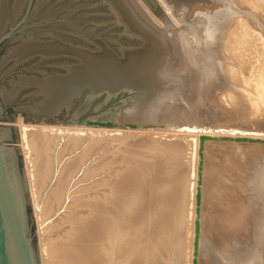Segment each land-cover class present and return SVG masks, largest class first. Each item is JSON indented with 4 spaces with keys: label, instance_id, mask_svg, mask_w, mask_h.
<instances>
[{
    "label": "bare ground",
    "instance_id": "obj_1",
    "mask_svg": "<svg viewBox=\"0 0 264 264\" xmlns=\"http://www.w3.org/2000/svg\"><path fill=\"white\" fill-rule=\"evenodd\" d=\"M209 1H212V0H209ZM230 2L235 4L236 5L235 7H239L240 9H245L246 12H248L246 16L247 18H245L243 15H240L239 14L240 11L238 12V14H236L237 12L235 13L234 8L232 10V8L227 7L222 10L221 9L222 6L225 5V4L224 5L222 4V6H220L221 8L218 7L220 9V11H218L219 9H217L218 12H215L214 9H213L214 12L210 11V13L209 11L208 13L207 11H204V14L202 15L203 16L205 15L204 18L208 20L207 22L208 24L206 23L207 25L206 24L203 25L204 29H201L202 26L200 27V29L197 28L199 27L198 23L197 24L194 23L198 26L197 27L195 26L192 28V26L194 25L192 24L190 25L191 26L189 28L190 30H188L189 25L187 23V26L186 25L185 26L187 27L186 30H188V34H186L184 38H187V37L188 38L185 39L184 41L182 40L179 41L177 38L178 41L175 40V43L177 45L178 43L179 44L183 43L182 45L184 47V51H181L182 50L181 47H180L181 50H179L178 48L179 52L180 51L184 52L182 54H179L178 52V54L182 56V59L184 61L182 62L184 63L183 65H186V64L194 65L196 63L204 64L201 66L199 70L195 71L196 74L206 73L205 75H207L209 79L210 78L211 79L223 78L222 75H217V76L214 75L219 70L220 71L224 70L225 73L227 74V78L225 77L227 80L223 78L225 81H227V83L225 84L222 82L225 85H223L222 83L217 84V82H219L218 79H217L218 81L214 80V84H217L220 86L221 84L223 85L218 88L217 87L215 88V86L213 87V89L215 88V90H213V93H218L217 94L218 99L216 98L217 101H214L216 102V104H214V107H213V108L215 107L218 108L217 110H215L216 112L214 111L215 115L216 114L218 116L221 115V113L223 112L220 110L222 109L221 106L229 103L231 104V106H234L233 113L231 114L244 112L243 115L245 119L251 120L253 117L250 119V116L251 115L253 116L252 113L254 111H257V112L261 111L263 113L262 115H264V0H230ZM230 2H228V4ZM171 7L172 8H170V10L173 11L172 10L173 6ZM202 15L200 14V16ZM175 18H176V15H175ZM197 19L196 21L198 22ZM175 28H178V27L175 26ZM175 28H173L172 31L175 34L176 33L179 34L180 36L181 32L180 33L175 32L174 31L176 30ZM165 30L167 29L165 28ZM165 30L164 32H166ZM184 32L185 31H183V33ZM182 35H181V39H183ZM207 60L208 62L210 60H213L214 62L208 63ZM179 61L180 60H178V62ZM176 65H181V64L178 63ZM181 67L179 66L180 72H183V70L186 67L184 69L182 67L183 69L182 71H181ZM187 69H189V67H187ZM194 69L190 68V70H188L187 72H183L181 74H179L178 72V75L182 76L181 78H184L186 81V77H188L190 75L189 73L191 72V70L194 71ZM224 71H222V73ZM195 73H193L194 76L196 75ZM217 74H221V73L219 72ZM194 76L192 80L195 79ZM188 78H191V77L189 76ZM185 81L183 82L185 83ZM186 83L187 84H184V85H186L185 87H188L187 86L188 79ZM197 84H198V81H197ZM211 84H213V82ZM190 86H194V84L190 85L189 83V88H188L189 91H190V88H193ZM208 86L209 84L207 86L205 85L204 87H208ZM195 92H194V95H195ZM189 96L192 99L193 96L191 95ZM195 96L198 97V95H195ZM209 96L210 94L207 96L208 99H209ZM181 99L182 98H180V100ZM183 99H184V96H183ZM186 99L190 100L188 98ZM177 100H175L173 103L171 99V102L173 103V105L177 103L176 102ZM190 101H187V102L193 103V101L191 102ZM211 104H212L211 106H213V101ZM169 105L171 104L169 103ZM251 105L253 106V110L249 111L248 107ZM192 106L194 105L192 104ZM185 108L183 109L186 110ZM224 108L223 109L226 110L228 114L232 112L230 111L231 109H229L228 106ZM183 109L181 108L182 111H184ZM188 111H191V109ZM185 112L184 114H186ZM173 114L171 115V112H170V115L172 117L175 116ZM180 114H182V112H180ZM197 115H199V113H197ZM165 116L167 115L165 114ZM163 117L164 116H162L161 118L163 119ZM178 117H176V119L180 118ZM176 119L175 121H177ZM219 119L221 118L219 117L216 120H214L215 123L212 122L213 123V124L211 123L212 125H209L205 122L201 123L204 119L203 120L201 119V121H199L198 123L193 122V120L192 122L191 120L190 122L187 120L186 122H189L187 126H190V127L194 126L196 128H201L202 126L204 127V125L209 126V128H206L204 133L201 135L198 132L192 133V132L187 131L186 129H182V128L174 129L172 127H163V128L132 127V128H129V127H119V126L25 122L22 117H19L17 121V125L21 130L19 141L21 142L20 146L22 149V153H23L24 161H25V167H26V172L24 173H26L27 176L26 177L24 176L25 183H23V178L22 179L19 178L18 172H17L18 168H16V153L17 152H15L14 149L12 148H8L9 149L8 153L11 155V158H12V162H11L12 169H11L9 176H10L11 187H13L12 190H13L15 205L17 206L16 209H17L18 217L22 225V231H23V235L25 238V243L27 246L30 263L39 264L38 261L40 260V264H117L119 258L120 259L123 258V261H125L124 258H127V260L123 264H149L150 259H151V257H149L150 254H154V255L156 254L159 258L157 257L158 259H155L156 260L155 264H180L179 260L181 259V256H182V253H181L182 245H179V243L185 241L184 240L185 236L189 233L192 227L194 228V231H197V226H198L197 222L199 221V233L200 234H199V248H198L197 257H199L200 261L196 264H201V257L204 258V256H201L202 251L204 250L203 246H204L205 239L207 238V236L204 234L205 229L203 230V228H205L204 227V221H205L204 212L206 211V209L204 211V206L205 208H207V206L205 205L206 196L208 194H212V192H210V189H209V192H207L206 190L207 186L212 183V180L216 181L215 183H217L218 181H221V179L223 178H224L223 179L224 182L221 181L220 183L223 182L224 185H226L228 184V182L230 181L229 179L231 178V177L227 178L226 174L225 175L222 174L224 175V177L222 175H221L222 177L220 175L218 177V174L221 173L218 170L219 173L215 174L217 176L214 177L212 175L214 177L212 180L207 179L208 177L207 174H209L210 172L208 166L209 164L211 165L213 161H215L213 160L212 163H210L211 159L210 160L208 159V158H212L211 154L209 155V153L211 152V149L209 151L210 147L208 148V146L212 144L213 146L211 147L213 151L214 150L220 151V148L229 149L232 147L228 148V146H233V147H236L238 151L244 148L245 150H248V151H252V152L256 151L258 153H261V156L264 155V130L263 129H259L254 126H253L254 128H250L249 125L248 127H246L247 125L243 126V124H241L242 126L234 125V124L232 125L231 123L227 124L229 121L223 122L224 121L223 119L222 120H219ZM180 121H182V119ZM259 121L260 123H262L264 121V116L262 117V119H259ZM167 122H174V119H172V121L170 119V121H167ZM241 122L243 121L241 120ZM233 123H236V122H233ZM3 130H5L3 132V139L5 138L7 140L8 138H10L12 130L10 129V127H6ZM93 133L98 134L101 137L111 136L114 138L117 137V139L119 138L121 140L120 147L118 148V150H120V154H117V155H121L120 159L124 165V169H122V171H119L118 174L115 176V178H112V180L109 183L110 191L108 192V194H105L103 197L98 196V195H93L90 193V191L88 193L87 191L90 189L89 186H84L83 188H80L81 191H79V193L75 195V192H74L75 188L72 186L73 179L71 180V178L74 176L75 172L77 171L76 167L79 166L84 155L83 156L80 155L78 158H74V159L71 158L66 162L62 160L63 159L62 156L64 154L63 149L59 152L60 153L59 156L56 155V151H58L57 150L58 146H60V143H59L60 140L58 139L59 140L58 141L55 138L56 136L57 138L59 137L62 140L65 137V134H68L69 136L68 138L74 139L77 145L78 141L81 140V137L83 135H86V134L92 135ZM203 135H209L210 138L206 139L204 142V145L202 146L201 137ZM162 136H171V137L174 136L176 138H180V140L176 141L175 148L169 149L167 145L162 142ZM238 139H246V140H238ZM99 140H101V138H99ZM225 142L227 143L226 145H225ZM191 149L194 150V156L192 157L189 154ZM231 150L233 151L234 149H230V151ZM227 151L226 153H224L225 155L224 160L223 161L221 160L223 163V166L221 169L222 173H223V168H226L232 172L231 175L238 176L237 174H239L243 170H246L247 167L244 166L246 163L245 164L239 163L240 162L238 159L239 157L235 158V156L233 157L232 152L228 153ZM237 152H236V156L239 155V154L237 155ZM243 152L244 151H242V153ZM219 160L215 161L216 165H217V161ZM60 161H62L61 171H59L58 169V164H60ZM222 163L220 162L219 166L220 164L222 165ZM211 171H212V168H211ZM214 171H212V173H214ZM87 174L88 172L85 173V175ZM209 178H211V176ZM53 180L56 182L54 183ZM235 181H237V179ZM68 182L69 184L67 185ZM238 183L239 182H237L236 186L240 187L241 185H238ZM262 186L264 188V183L260 185V187ZM241 187H243V185ZM213 188H215L213 189L215 193H218L216 192V190L219 189V186H217L216 184V186L214 185ZM26 189L29 192L30 196L27 195ZM225 190H227V188ZM228 191H231V190H228ZM147 192H148V195L150 196V199H152L151 202L153 203V205L151 207L153 208H152V211L149 210V212H146L148 213L146 215L145 214L144 215L135 214L137 218L142 222L143 228L146 229L144 232L140 233V230H141L140 227H138L134 223L135 217L132 219L133 221L132 224H130L131 222H129L128 224L124 222L122 223L121 219H123V217L120 216L121 215L120 212L122 213V216L123 215L132 216L135 212L134 210L139 207V204H141L139 202L141 196ZM226 192L227 191H225V193ZM259 193L261 195L262 193L261 190ZM221 194H222V190H221ZM231 194L232 193L228 195H231ZM222 195H219V196L221 197ZM228 195L226 197H230ZM28 196L30 197V199L28 198ZM199 196H200V199H199ZM226 197L224 196L225 199H227ZM262 197L259 198L258 201L261 203V206H262L261 207L262 210L260 211V214L263 218L262 221H264V198ZM73 198L74 200H72ZM212 198L213 197L209 199H212ZM224 198H222V200ZM229 199H231L232 201L234 198L232 199L230 197ZM71 200H72V203L70 204ZM214 200L215 199L211 201H214ZM231 201L227 200V204H224V205L225 206L228 205L229 208L235 209V212L237 211V214L241 210L243 213L242 212L239 213V215H237V218L239 217L241 218V216L244 213L246 212L248 213L250 209L251 210L253 209V208H250L251 206L249 204H246V206L249 205L250 207L248 206L246 207V209L243 210L244 206L241 204L244 200L241 201V203L238 202V205L236 204L234 207H232L234 203L232 204ZM235 201L233 200V202ZM207 202H210V201H208L207 199ZM254 202L255 201H253V203ZM28 203L33 208V214H34L33 216L35 217V220H36L34 223H36V226H37L36 227L37 237H38V242L40 245L39 253H38V250L36 251V249L33 247L32 239L30 238L32 231L29 226V224L31 223H29L30 214L28 213ZM55 205H57L56 211L54 209ZM68 209L72 212L66 213ZM61 211L65 212L66 214L64 213L65 215L62 216ZM212 212H213V209H212ZM211 213L210 214L208 213V214L211 215ZM58 214L61 219L58 222H53L54 216ZM206 216L208 217V215ZM228 217L231 219L232 215L230 214ZM188 221L191 222L192 224L190 225V230H189V227L187 226L185 228L184 227L181 228L184 224L188 223ZM240 221L237 219L235 221V224L239 225ZM218 222L221 223L222 221L221 222L218 221ZM213 223H216V222L213 221ZM206 225L208 226V224H205V226ZM262 226L264 227V222H262L261 227ZM120 228H123V230H121ZM221 229L224 230V228H221ZM28 231L30 233L29 235L27 234ZM220 232L221 231L219 230V233ZM222 234H225V233H222ZM261 234L263 235V237L261 235L262 240H264V230L262 231ZM158 235L169 236V240H163L157 237ZM251 235L252 234H250L249 236ZM167 241H170L169 245L168 247H166V249H164L163 245ZM231 241H229V243L234 242V241L233 242ZM35 244L37 243H34V245ZM193 247H195V245ZM157 250L159 251V253L156 252ZM117 251L121 253L120 255L121 257L117 256L116 254ZM219 254L221 256V252ZM206 258L209 259L210 257H206ZM224 258H226V256ZM176 260H178L179 262L176 263L175 262ZM247 261L248 262L246 264H253L256 261V259H250ZM122 262L119 261V264ZM208 262L209 261H207V264ZM211 262H213V260Z\"/></svg>",
    "mask_w": 264,
    "mask_h": 264
},
{
    "label": "water",
    "instance_id": "obj_2",
    "mask_svg": "<svg viewBox=\"0 0 264 264\" xmlns=\"http://www.w3.org/2000/svg\"><path fill=\"white\" fill-rule=\"evenodd\" d=\"M144 1L175 27L157 0ZM176 56L139 0H0V120L198 132L158 120L186 94L171 73ZM3 150L0 142V264H31Z\"/></svg>",
    "mask_w": 264,
    "mask_h": 264
},
{
    "label": "rangeland",
    "instance_id": "obj_3",
    "mask_svg": "<svg viewBox=\"0 0 264 264\" xmlns=\"http://www.w3.org/2000/svg\"><path fill=\"white\" fill-rule=\"evenodd\" d=\"M158 1V3L161 5V7H162V9L164 10V12H165V14L168 16V18L170 19V21L173 23V25L174 26H176V27H178V28H175V27H173V26H167L166 25V22L158 15L157 16V14L150 8V6L146 3V1H144V0H139V3H140V5L146 10V12H147V14L149 15V17L152 19V20H154V22L155 23H157L160 27H161V29L163 30H165V28L167 29V30H165L166 32H164V30H163V32L168 36V38H170L171 40H172V43L174 44L175 43V40L176 41H180V40H182V41H184L185 39H187V38H184V36L186 35V34H188V30H190L189 28L191 27L190 25H192V24H194V23H198V25H199V27H197L198 25H196V24H194L193 26H192V28L193 27H197V28H199L200 29V27H201V29H204V27H203V25H205L207 22H208V20L206 19V18H204V16L202 15V14H204V11H207V13H208V11H209V13H210V11L211 12H214V10H215V12H218V11H220V9L219 8H221L220 6H222V4L225 6H222V10L223 9H225V8H232V10H233V8H234V10H235V13L236 14H238V12L240 11V15H243L245 18H247L246 16H247V14H248V12H246V10L245 9H240L239 7H235L236 5L235 4H233L232 2H230V0H212V1H209V0H206V1H196V2H194V3H191V4H188V5H186V6H183V7H180V8H178V7H176L170 0H157ZM164 1H165V3H164ZM164 4H163V3ZM222 2V3H221ZM228 2H230L229 4H228ZM216 3V4H215ZM218 3H219V5H218ZM221 4V5H220ZM230 4H231V6H230ZM216 5H217V7H216ZM232 5H233V7H232ZM171 6H173V11H171L170 10V8H172ZM200 6H202V7H200ZM212 6H214V7H212ZM230 6V7H229ZM198 7V8H197ZM212 7V8H211ZM219 7V8H218ZM203 8V9H202ZM236 8H237V10H236ZM239 8V9H238ZM210 9V10H209ZM214 9V10H213ZM217 9H219L218 11H217ZM176 12H175V11ZM187 10V11H186ZM184 11H185V13H184ZM243 11V12H242ZM245 11V12H244ZM198 12V13H197ZM203 12V13H202ZM168 13H170V14H168ZM177 13V14H176ZM197 13V14H196ZM172 14H173V16H172ZM192 14V15H191ZM200 14L203 16H200ZM245 14V15H244ZM175 15H176V18H175ZM180 16V17H179ZM185 16V17H184ZM196 16V17H195ZM198 16H200V17H198ZM191 17V18H190ZM197 17H198V19H197ZM173 18H175V19H173ZM203 18V19H202ZM184 19V20H183ZM196 19L198 20V22L196 21ZM207 21H206V20ZM187 20V21H186ZM191 20V21H190ZM203 21V22H202ZM206 21V22H205ZM176 22V23H175ZM181 22H183V23H181ZM186 22V23H185ZM205 22V23H204ZM187 23H188V30H186L187 29ZM199 23H201V24H199ZM203 23V24H202ZM208 24V23H207ZM206 24V25H207ZM186 25V26H185ZM180 27V28H179ZM182 27V28H181ZM184 27V28H183ZM186 27V28H185ZM173 28H175L176 30H174L175 32H178V33H180V36H179V34H175L172 30H173ZM180 29V30H179ZM184 29V30H183ZM170 32H169V31ZM179 30V31H178ZM183 31H185L184 33H183ZM173 32V33H172ZM168 33H170V34H168ZM172 34H174V35H172ZM169 35H171V36H169ZM181 35H182V38L183 39H181ZM180 38H179V37ZM173 37V38H172ZM174 38H176V39H174ZM177 38H178V40H177ZM189 40V39H188ZM183 43H181V44H179L178 43V45L175 43V46H176V49H177V54H178V52H179V50H181L180 49V47L182 48V50L181 51H184V47H183V45H182ZM181 45V46H180ZM179 46V47H178ZM178 48H179V50H178ZM202 48V47H201ZM179 52V54H182V53H184V52ZM177 55L176 56V60H175V62H174V64H173V66H172V68H171V73L173 72L174 74H176V75H178V72H179V74H181V73H183V72H187L188 70H190V68H192V69H194V71L193 70H191V72L188 74L191 78H188V77H186V81H185V79L183 78L182 80L183 81H185V83L184 84H187L186 82H187V79H188V87H185L186 88V92H187V94L186 95H183L184 96V99H183V96L181 97V96H179V98L178 97H175V98H173L172 99V102L174 103V101L175 100H177L176 102V104L175 105H173V103L171 102V99H170V101H169V103L171 104V105H169V103L167 102V104H166V107H165V109H164V112L165 113H163L162 114V116H164L163 117V119L160 117L158 120L159 121H161V122H167V121H170V119H171V121H172V119H174V121H175V119H176V117H180L181 119H182V121L183 122H185V121H189L190 122V120H191V122H192V120H193V122H195V123H198L199 121H201V119L203 120L201 123H203V122H205V123H207V124H209V125H212L213 123H215V121L214 120H216L217 118H221V119H219V120H224L223 122H227V121H229L227 124H234V125H241V124H243V126H245V125H247L246 127H248V125H249V127L250 128H254V127H256V128H259V129H263L264 130V121L262 122V123H260V121H259V119H262V117L264 116V115H262L263 113L261 112V111H259V112H257V111H254L252 114H253V116L251 115L250 116V119L253 117V118H255V119H251V120H246L245 119V117H244V112L243 113H234V114H231V113H233V110H234V106H231V104H229V103H227L226 105L224 104V105H222L221 106V108L222 109H220V107H219V109L221 110V111H223L222 113H221V115H215V110H217L218 108L217 107H215V108H213L214 107V104H216V102H214V101H217V94L218 93H213V90H215V88L217 87H221V86H223V85H225L226 83H227V81H225V80H227L226 78H227V74L225 73V71L224 70H222V71H224L223 73H222V71H218V70H216V71H218L217 73H221V74H217L216 72V74H214L215 76H217V75H222L223 76V78L225 79H223V78H216V79H209L208 78V76L207 75H205L204 73H201V74H196L195 73V71H197V70H199L200 68H201V66L202 65H204V64H201V63H196V64H186V65H183L184 63H182V62H184L183 61V59H182V56L181 55ZM180 56V57H179ZM180 59H179V58ZM178 58V59H177ZM178 60H180L179 62H178ZM178 63H180L181 65H176V64H178ZM207 62H208V60H207ZM212 63V62H214L213 60H210L208 63ZM176 63V64H175ZM200 65V66H199ZM179 66L181 67H183V69H182V67H181V71L183 70V72H180V68H179ZM193 66V67H192ZM198 66V67H197ZM174 67V68H173ZM187 67H189V69H187ZM174 70V71H173ZM176 70V71H175ZM179 70V71H178ZM193 73H195L196 75V77L193 75ZM204 74V75H203ZM199 75H201V76H199ZM203 75V76H202ZM193 76H194V78L196 79V81H195V79L194 80H192V78H193ZM200 78H199V77ZM205 76V77H204ZM221 76V77H222ZM180 77H182V76H180ZM202 77V78H201ZM226 77V78H225ZM203 79V80H202ZM207 79V80H206ZM219 80V82H217V84H219V83H225V84H221V86L220 85H217V84H214V80H216V81H218ZM200 80H202V81H200ZM193 81V82H192ZM197 81H198V84H197ZM208 81V82H207ZM209 81H211V82H209ZM196 84H195V83ZM203 82V83H202ZM213 82V84H211ZM189 83H190V85L192 84H194V86H196V87H194V86H190V87H193V88H190V91H189ZM203 84V85H201V84ZM206 83V84H205ZM216 83V82H215ZM209 84V86L208 87H204L205 85L207 86ZM186 86V85H185ZM198 86V87H197ZM215 86V88L213 89V87ZM201 87H203V88H201ZM195 88V89H194ZM199 90H198V89ZM208 88H209V90H208ZM192 89V90H191ZM196 89H197V91H196ZM203 89H205V90H203ZM211 89V90H210ZM195 92V95H198V97L197 96H195L194 95V92ZM205 91V92H204ZM208 91V92H207ZM211 91V92H210ZM190 92V93H189ZM191 92H192V94H191ZM209 93L210 94V96H209V99H210V101H209V99H208V95L209 94H207V93ZM197 93V94H196ZM199 93V94H198ZM212 93H213V95H212ZM236 94V93H235ZM189 95H191V96H193L192 97V99H191V97L189 96ZM207 95V96H206ZM187 96V97H186ZM189 96V97H188ZM214 98V99H212V98ZM180 98H182L181 100H183V101H181L180 100ZM186 98H188V99H190L191 101H193V103L190 101V100H187ZM217 98V99H216ZM175 99V100H174ZM187 101H190L191 103H189V102H187ZM212 101H213V106H211L212 104ZM210 102V103H209ZM186 105H184V104ZM187 103H188V105H187ZM198 103V104H197ZM206 105H205V104ZM190 104H191V106H190ZM192 104L194 105V106H192ZM203 105V106H202ZM207 105H208V107H207ZM169 106V107H168ZM173 106V107H172ZM182 106V107H181ZM184 106V107H183ZM206 106V107H205ZM215 106H217V105H215ZM228 106V108L229 109H231L230 111H232V112H230L229 114L226 112V110H224L225 108L224 107H227ZM176 107V108H175ZM186 107V108H185ZM192 107V108H191ZM203 107V108H202ZM231 107H233V108H231ZM172 108V109H171ZM181 108L183 109V108H185L186 110H184V111H182L181 110ZM224 108V109H223ZM190 110L191 109V111H188V110ZM194 109V110H193ZM213 109V110H212ZM169 111V113H168V111ZM193 110V111H192ZM210 110V111H209ZM247 110V109H246ZM248 110L249 111H252L253 110V106L251 105V106H249L248 107ZM176 111V112H175ZM182 112V114H180V112ZM186 111V112H185ZM189 113H188V112ZM194 111H195V113L197 112V113H199V115H197V113H196V115H195V113H194ZM215 111V112H214ZM229 111V110H228ZM170 112H171V115L173 114V115H175V116H171L170 115ZM173 112V113H172ZM184 112L186 113V114H184ZM192 113V114H191ZM165 114L169 117H167V116H165ZM258 114H260V115H258ZM170 115V116H169ZM182 115V116H181ZM185 115V116H184ZM193 117H192V116ZM201 115V116H200ZM239 115V116H238ZM187 116V117H186ZM200 116V117H199ZM213 116V117H212ZM215 116V117H214ZM223 116H225V117H223ZM234 116V117H233ZM238 116V117H237ZM19 117H22L23 119H24V115H22L21 114V116L20 115H17V121H18V119H19ZM171 117V118H170ZM178 117V118H179ZM185 117V118H184ZM223 117V118H222ZM231 117H232V119H231ZM240 117V118H239ZM166 118H168V119H166ZM176 119L177 121H180L181 119ZM192 118V119H191ZM185 119V120H184ZM243 121V122H241V120ZM197 120V121H196ZM233 120V121H232ZM235 120V121H234ZM245 120V121H244ZM252 120H254V121H252ZM182 121H180V122H182ZM210 121V122H209ZM232 121V122H231ZM238 121V122H237ZM259 121V122H258ZM209 122V123H208ZM213 122V123H212ZM233 122H236V123H233ZM240 122V123H239ZM7 123V124H6ZM14 123V124H13ZM212 123V124H211ZM253 123V124H252ZM9 124V125H8ZM251 124V125H250ZM262 125V126H260V125ZM16 125V126H15ZM242 126V125H241ZM254 126V127H253ZM6 127H10V129L12 130L11 131V136H10V138H8L7 140L4 138L3 139V132L5 131V130H3V129H5ZM260 127H262V128H260ZM0 142H1V146H2V149H4L2 152H3V157H4V160H5V162H6V165H7V168H8V172H9V175H10V172H11V169H12V165H11V162H12V158H11V155L8 153V148H12V149H14V151L15 152H17L16 153V168H18L17 169V172H18V176H19V178H23V183H25L24 181H25V177L27 176V174L26 173H24V172H26V167H25V161H24V156H23V153H22V149H21V146H20V141H19V137H20V128L18 127V125H17V122L16 121H3V120H0ZM17 128V129H16ZM206 128H209V126H206V125H204V127L202 126L200 129H199V131H198V133L199 134H203L204 133V131L206 130ZM69 136H68V134H65V137L61 140V138H57V136L55 137L58 141H59V143H60V146H58V151H56V155H60V151L63 149L64 150V154H63V161L64 162H66V161H68L69 159H74V158H78L80 155H84L83 156V158H82V161L80 162V164H79V166L78 167H76V172H75V174H74V176L71 178V180L73 181L72 183H73V187L75 188V190H74V192H75V195H77L78 193H79V191H81L80 190V188H83L84 186H89L90 187V189L87 191L88 193H89V191H90V193L91 194H93V195H98V196H104L105 194H108V192L110 191L109 190V183H110V181L112 180V178H115V176L118 174V172L119 171H122V169H124V165H123V163L121 162V159H120V157H121V155H117V154H120V150H118V148L120 147V144H121V140L118 138L117 139V137L116 138H114V137H111V136H105V137H101L100 135H98V134H95V133H93L92 135H88V134H86V135H83L82 137H81V140H79L78 141V144L76 145V142H75V140L74 139H69L68 138ZM99 138H101V140H99ZM178 140H180V138H176V137H171V136H162V142L164 143V144H166L167 145V147L170 149H173V148H175L176 147V145H175V143H176V141H178ZM220 142V141H219ZM222 142V141H221ZM227 143L225 142V145H226ZM201 145L203 146L204 144H202V142H201ZM211 146H213L212 144H210L209 146H208V148H209V151H210V149H211V152L209 153V155L211 154V156H212V158H214V159H212V158H208V157H210V156H208L207 158L210 160V163H212V161L213 160H219L221 163H222V161L224 160V153H226V151L227 150H229V151H227L228 153L229 152H232L233 153V157L235 156V158L236 157H239L238 159H239V163H242V164H245L244 166H246L247 168H246V170H243L242 172H240L239 174H237L238 176H235V175H231V171L230 170H228V169H226V168H223V173H222V166H223V163H222V165L220 164V166H219V161H217V165H216V162L215 161H213V165L211 164H209V170H210V172H209V174H207L208 175V177H207V179L208 180H212L215 176H217V175H215V174H218L219 172H218V170L221 172V173H219L218 174V177H219V175L221 176L222 174H226V177L228 178V177H231L228 181L232 184H230L228 181V184H226L227 185V187H226V185H224V181H223V179H221V181H223L222 183H220L221 181H218L217 183H215L216 181H213L212 180V183L210 184V185H208L207 186V192H209V189H210V192H212V194H208L207 196H206V201H205V205L207 206V208H205V206H204V211H205V209H206V211L204 212L205 213V215H204V227L205 228H203V230L205 229V231H204V234L207 236V238L205 239V242H204V246H203V251H202V255L201 256H204V258L203 257H201V264H207V261H209L208 262V264L209 263H211V264H246L248 261L247 260H250V259H256V261L253 263V264H264V240H262V237H263V235L261 234L262 233V231L264 230V227L262 226L261 227V225H262V222H264V221H262V216H261V214H260V211L262 210V206H261V203L258 201L259 200V198H261L262 196V198H264V188H263V186L262 187H260V185H262L263 183H264V155H262L261 156V153H258V152H256V151H248V150H245L244 148V150L242 149H240L239 151L236 149V147H233V146H228V148L229 147H232V148H229V149H227V148H220V151L218 150H214L213 151V149H212V147ZM225 151H223V150ZM230 149H234L233 151L231 150L230 151ZM216 151V152H215ZM239 153H238V152ZM242 151H244L243 153H242ZM236 152H237V155L238 156H236ZM222 153V154H221ZM245 153H246V155H245ZM258 153V154H257ZM55 154V153H54ZM190 155H191V157L192 156H194V150H192L191 149V151H190V153H189ZM213 154V155H212ZM216 154V155H215ZM218 154H220V155H218ZM244 154V155H243ZM247 154H249V155H247ZM243 155V156H242ZM18 156V157H17ZM214 156V157H213ZM242 156V157H241ZM257 157V158H256ZM261 157V158H260ZM216 158V159H215ZM218 158V159H217ZM223 158V159H222ZM246 159H247V161H246ZM251 159V160H250ZM260 159V160H259ZM222 160V161H221ZM19 161V162H18ZM251 161V162H250ZM262 162V163H261ZM61 163H62V161H60V164H58V169H59V171H61L62 170V165H61ZM20 165V166H19ZM217 167H216V166ZM213 166V167H212ZM20 167V168H19ZM61 167V168H60ZM146 168V167H145ZM211 168H212V171H217V172H215L214 171V173H212V171H211ZM258 168V169H257ZM25 170V171H23V170ZM214 169V170H213ZM20 170V171H19ZM227 170V171H226ZM88 172V174L87 175H85V173H87ZM224 172H226V173H224ZM228 172H229V174H228ZM60 173V172H59ZM211 173V174H210ZM194 175H195V173H194ZM214 177H213V176ZM224 175H222L223 177H224ZM242 175V176H241ZM23 176V177H22ZM25 176V177H24ZM211 176V178H209ZM221 176V177H222ZM241 176V177H240ZM76 177V178H75ZM239 177V178H238ZM234 179V180H233ZM237 179V181H235ZM234 181V182H233ZM240 181H242V182H240ZM53 182L55 183L56 181H54L53 180ZM52 182V183H53ZM226 182V183H227ZM237 182H239L238 183V185H243V187H239V186H236L237 185ZM234 183V184H233ZM240 183H242V184H240ZM69 184V182L67 183V185ZM216 184H217V186H219V189H217L216 190V192H218V193H215V191L213 190V189H215V188H213V186L215 185L216 186ZM247 185V186H246ZM235 186V187H234ZM246 186V187H245ZM227 188V190H225L226 188ZM233 187V188H232ZM25 188H26V186H25ZM218 188V187H217ZM235 188H237V189H235ZM244 188V189H243ZM212 189V190H211ZM221 190H222V194L224 195V193H225V191H227L226 193H225V197L228 195V194H230V193H232L231 195H228V196H230L234 201L235 200H237V201H235V202H233V200L231 201V199H229L230 197H226L227 199H225L224 198V196L221 194ZM228 190H231V191H228ZM258 190V191H257ZM260 190H261V195H260ZM26 191H27V189H26ZM223 191H224V193H223ZM247 191H248V193H247ZM214 192V193H213ZM220 192V193H219ZM27 193V195H29V192L27 191L26 192ZM247 193V194H246ZM216 194V195H215ZM218 194V195H217ZM219 195H222L221 197L219 196ZM247 195V196H246ZM249 195V196H248ZM30 196V195H29ZM28 196V198L30 199V197ZM217 197V198H215V197ZM244 196V197H243ZM211 198V197H213L212 199H209V198ZM235 197H236V199H235ZM237 197H239V198H237ZM27 198V199H28ZM75 198V197H74ZM74 198L72 199V200H74ZM222 198H224L223 200H222ZM242 198V199H241ZM252 198V199H251ZM28 199V200H29ZM207 199H208V201H210V202H207ZM213 199H215L214 201H211V200H213ZM217 199V200H216ZM72 200L70 201V204L72 203ZM151 200L152 199H150V196L148 195V192L147 193H144L142 196H141V198H140V203L141 204H139V207L137 208V209H135L134 211V214L131 216V215H123L122 216V213L120 212V216L121 217H123V219H121L122 220V223L124 222V223H126V224H128L129 222H131L130 224H132V219L135 217V221H134V223H135V225H137L138 227H140V233H142V232H144L146 229H144L143 228V225H142V222L137 218V216L135 215V214H142V215H146V214H148V213H146V212H149V210L150 211H152V208L153 207H151L152 205H153V203L151 202ZM221 200V201H220ZM227 200H230L231 201V203L233 204L234 203V205H232V207H234L236 204L238 205V202L239 203H241V201H243L242 202V204L241 205H243L244 207H243V210L244 209H246V207H248L249 205L251 206H249L250 208H253L252 210L250 209L249 210V212L246 214V213H244L242 216H241V218L239 217V218H237V215H239V213H241L242 211L240 210H238L239 212H238V214H237V211L235 212V209H233V208H229L228 207V205H224V204H227ZM247 201H248V203H247ZM253 201H255L254 203H253ZM213 202V203H212ZM226 202V203H225ZM244 202H246V203H244ZM209 203V204H208ZM211 203V204H210ZM246 204H249V205H247L246 206ZM214 205H216V206H214ZM211 206V207H210ZM213 206H214V208H213ZM150 207H151V209H150ZM210 207V208H209ZM223 207V208H222ZM56 208H57V205H55V211H56ZM68 208V207H67ZM209 208V209H208ZM212 209H213V212H212ZM219 210H220V212H219ZM224 210V211H223ZM237 210V209H236ZM54 211V212H55ZM64 211V210H63ZM63 211H61V215L62 216H64L66 213H69V212H72V211H70L69 209L67 210V212L65 213V212H63ZM251 211V212H250ZM253 211V212H252ZM53 212V213H54ZM212 212V213H211ZM223 212H224V214H223ZM28 213L30 214V221H29V223H31V224H29V226H30V229H31V236H30V238L32 239V245H33V247L36 249V251L38 250V253H39V242H38V237H37V226H36V223H34L36 220H35V217L33 216L34 214H33V208L30 206V204L28 203ZM65 213V214H64ZM211 213V215H209V214ZM218 213V214H217ZM220 213V214H219ZM229 213V214H228ZM234 213H236V214H234ZM243 213V212H242ZM224 216H223V215ZM227 214V215H226ZM232 215V218L230 219L228 216L229 215ZM246 214V215H245ZM259 214V215H258ZM206 215H208V217L206 216ZM219 215V216H218ZM128 216H129V218H128ZM210 216V217H209ZM211 216H213V217H211ZM215 217V218H214ZM233 217H235V218H233ZM247 217V218H246ZM55 218V219H54ZM54 218H53V222H58L61 218H60V216H59V214L58 215H56V216H54ZM208 218V219H207ZM213 219V221L214 222H216V223H213V221H212V219ZM220 218V219H219ZM227 218H228V220H227ZM210 219V220H209ZM218 219V220H217ZM224 221H223V220ZM239 220L240 221V219H241V221L239 222L240 224L239 225H236L235 224V221L236 220ZM249 219V220H248ZM124 220V221H123ZM208 220V221H207ZM234 220V221H233ZM218 221H222L221 223H219ZM243 221V222H242ZM261 221V222H260ZM206 222V223H205ZM219 224H218V223ZM225 222V223H224ZM248 222H249V224H248ZM210 223V224H209ZM213 223V224H212ZM223 223V224H222ZM227 223H229V224H227ZM233 223H234V225H233ZM246 223V224H245ZM205 224H208V226L206 225L205 226ZM189 225V226H188ZM190 225H192L191 224V222H189L188 221V223H186V224H184L181 228H185L186 226L187 227H189V230H190ZM229 226V228H228V226ZM232 225V226H231ZM246 225V226H245ZM258 227H257V226ZM223 226V227H222ZM241 228H239V227ZM248 226V227H247ZM213 229H212V228ZM236 227V228H235ZM210 228V229H209ZM221 228H224V230L223 229H221ZM260 228H261V230H260ZM121 230H123V228H120ZM251 229H252V231H251ZM214 230V231H213ZM219 230L221 231L220 233H219ZM227 230V231H226ZM238 230V231H237ZM245 231V232H243V231ZM247 230V231H246ZM210 232V234H209V232ZM216 231V232H215ZM223 231V232H222ZM225 231V232H224ZM230 231V232H229ZM251 231V232H250ZM212 232V233H211ZM243 232V233H242ZM254 232V233H253ZM258 233V235H257V233ZM222 233H225V234H222ZM236 233H238V234H236ZM241 233V234H240ZM256 233V234H255ZM27 234L29 235L30 233H29V231L27 232ZM200 233H199V231H198V229H197V231H194V228L192 227L191 228V230L189 231V233L185 236V241L184 242H180L179 243V245H182V247H181V253H182V256H181V259L178 261V260H176L175 262L176 263H180V264H196V263H198L199 261H200V259H199V257H197V256H195V254H196V248L195 247H193L194 245H195V242H196V237H197V235H199ZM211 234H213V235H211ZM236 234V235H235ZM250 234H252L251 236H249ZM253 234H254V236H253ZM209 235V236H208ZM224 235V236H223ZM227 235V236H226ZM238 235V236H237ZM255 235H256V237H255ZM261 235H262V237H261ZM205 236V237H206ZM212 236H214V237H212ZM219 236V237H218ZM235 236V237H234ZM237 236V237H236ZM157 237H159V238H161V239H163V240H169V236H164V235H158ZM187 237V238H186ZM230 239H228V238ZM239 237V238H238ZM248 237V238H247ZM30 238H28V239H30ZM225 240H224V239ZM238 238V239H237ZM216 239V240H215ZM227 239V240H226ZM233 239V240H232ZM243 239V240H242ZM255 239V240H254ZM208 240H210V241H208ZM232 240V241H231ZM33 241H34V243H37V244H35L34 245V243H33ZM229 241H231V242H233V243H229ZM169 242L170 241H167V242H165L164 243V245H163V248L164 249H166V247H168V245H169ZM213 242V243H212ZM217 242V243H216ZM226 242V243H225ZM241 242V243H240ZM215 243H216V245H215ZM245 243V244H244ZM229 244V245H228ZM256 244H257V246H256ZM210 245V246H209ZM216 247H215V246ZM254 245V246H253ZM213 247V248H212ZM224 247H226V248H224ZM193 248V249H192ZM259 249V250H257V249ZM119 250V249H118ZM241 251V252H240ZM156 252H158L159 253V251L157 250ZM221 252V256H220V253ZM228 252V253H227ZM239 252V253H238ZM261 252V253H260ZM206 255H205V254ZM116 254H117V256H119V257H121L120 255H121V253H119V251H117L116 252ZM242 254V255H241ZM244 254V255H243ZM193 255V256H192ZM226 256V258H224L225 256ZM220 256V257H219ZM231 256V257H230ZM149 257H151V259H150V262H149V264H155V259H158L159 257L155 254H150V256ZM158 257V258H157ZM206 257H210L209 259L208 258H206ZM206 258V259H205ZM212 258V259H211ZM221 258V259H220ZM260 258H261V260H260ZM205 259V260H204ZM123 261V258H119V260H118V263L117 264H119V261L120 262H122ZM124 260L126 261L127 260V258H124ZM213 260V262H211ZM258 260V261H257ZM125 261H123L122 263H120V264H123ZM196 261V262H195ZM204 261V262H203ZM206 261V262H205ZM223 261V262H222ZM39 262V264H40V260L38 261ZM240 262V263H239Z\"/></svg>",
    "mask_w": 264,
    "mask_h": 264
}]
</instances>
